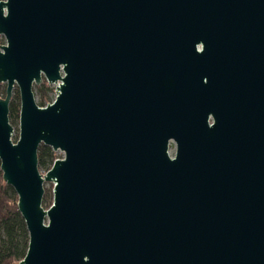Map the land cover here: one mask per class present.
Segmentation results:
<instances>
[{
  "label": "water",
  "instance_id": "1",
  "mask_svg": "<svg viewBox=\"0 0 264 264\" xmlns=\"http://www.w3.org/2000/svg\"><path fill=\"white\" fill-rule=\"evenodd\" d=\"M0 34L16 264H264V0H0Z\"/></svg>",
  "mask_w": 264,
  "mask_h": 264
},
{
  "label": "trees",
  "instance_id": "2",
  "mask_svg": "<svg viewBox=\"0 0 264 264\" xmlns=\"http://www.w3.org/2000/svg\"><path fill=\"white\" fill-rule=\"evenodd\" d=\"M38 88L41 91L38 104L43 105V98L48 89L47 82L43 79ZM9 111L14 117H18L19 105L10 100ZM37 157L38 168L47 170L56 158V152L41 143L37 149ZM51 201L50 196L44 193L42 205L48 207ZM16 202V193L10 185L5 184L0 170V264H16L26 251L28 233Z\"/></svg>",
  "mask_w": 264,
  "mask_h": 264
},
{
  "label": "rangeland",
  "instance_id": "3",
  "mask_svg": "<svg viewBox=\"0 0 264 264\" xmlns=\"http://www.w3.org/2000/svg\"><path fill=\"white\" fill-rule=\"evenodd\" d=\"M5 41L4 36L2 34H0V42ZM48 89L46 90V95L44 96L43 100L44 102L46 101H52L54 96H55V91H54V84H48ZM33 90H34V95H35V99L36 102H40V97H41V91L38 88V85H34L33 86ZM11 100L13 102H16L18 105L20 103V99H19V94H18V89L16 84L13 87V92L11 94ZM9 118L10 121H12L15 124V127L13 129V134L12 137L14 136H18V117H14L10 111H9ZM56 152V157H60L62 155V152H60L59 150L55 151ZM43 170H46L44 168H42ZM44 186V193L47 194L48 196H50V200L52 199V183L51 182H44L43 184Z\"/></svg>",
  "mask_w": 264,
  "mask_h": 264
},
{
  "label": "flooded vegetation",
  "instance_id": "4",
  "mask_svg": "<svg viewBox=\"0 0 264 264\" xmlns=\"http://www.w3.org/2000/svg\"><path fill=\"white\" fill-rule=\"evenodd\" d=\"M43 81V80H42ZM41 81V82H42ZM173 147V153H171L170 155H173L174 154V151H175V144H174V142L172 141V140H170L169 141V146H168V151H169V149L170 148H172ZM170 153V152H169Z\"/></svg>",
  "mask_w": 264,
  "mask_h": 264
},
{
  "label": "built area",
  "instance_id": "5",
  "mask_svg": "<svg viewBox=\"0 0 264 264\" xmlns=\"http://www.w3.org/2000/svg\"><path fill=\"white\" fill-rule=\"evenodd\" d=\"M60 152H61V151H60ZM61 156H62V155H61ZM61 156H60V157H61Z\"/></svg>",
  "mask_w": 264,
  "mask_h": 264
}]
</instances>
